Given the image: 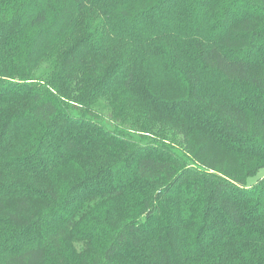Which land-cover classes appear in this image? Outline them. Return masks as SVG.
<instances>
[{"label": "trees", "instance_id": "obj_1", "mask_svg": "<svg viewBox=\"0 0 264 264\" xmlns=\"http://www.w3.org/2000/svg\"><path fill=\"white\" fill-rule=\"evenodd\" d=\"M262 167L264 0H0V264H264Z\"/></svg>", "mask_w": 264, "mask_h": 264}, {"label": "rangeland", "instance_id": "obj_2", "mask_svg": "<svg viewBox=\"0 0 264 264\" xmlns=\"http://www.w3.org/2000/svg\"><path fill=\"white\" fill-rule=\"evenodd\" d=\"M97 111H98L99 113H101V115L105 116V117H106L105 119H106L108 122L112 121L111 119H109V118L107 117V115H108V111H107V109H106V106H105V103H104L103 100H101V103H100V105H99ZM262 176H264V167H262V168H260L259 170H257V172H256L255 174H252V175L248 176L247 179H246V183H247V184H253L258 178H260V177H262Z\"/></svg>", "mask_w": 264, "mask_h": 264}]
</instances>
